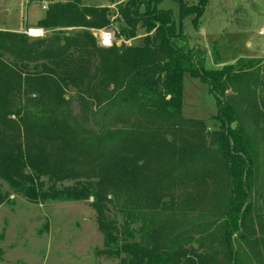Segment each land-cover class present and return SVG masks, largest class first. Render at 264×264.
I'll return each mask as SVG.
<instances>
[{
  "label": "trees",
  "instance_id": "1",
  "mask_svg": "<svg viewBox=\"0 0 264 264\" xmlns=\"http://www.w3.org/2000/svg\"><path fill=\"white\" fill-rule=\"evenodd\" d=\"M163 1L59 0L45 37L0 30V180L34 203L92 198L117 264H264V59L206 69L182 20L207 0H175L178 23ZM113 25L121 44L99 45ZM185 75L214 96V131L182 117Z\"/></svg>",
  "mask_w": 264,
  "mask_h": 264
},
{
  "label": "rangeland",
  "instance_id": "2",
  "mask_svg": "<svg viewBox=\"0 0 264 264\" xmlns=\"http://www.w3.org/2000/svg\"><path fill=\"white\" fill-rule=\"evenodd\" d=\"M59 0H0V30L25 33L35 28L44 17L49 3ZM127 0H81L84 6L106 7L115 12ZM187 5L195 2L184 0ZM46 7L45 9H43ZM157 8L171 11L178 23L179 4L164 0ZM115 25L91 30L98 43V31H110L116 39ZM182 28L189 48L204 52V67L220 69L241 59H264V0H207L205 12L197 28L192 17L182 20ZM42 31V32H41ZM143 32L127 45H140ZM100 45V43H99ZM74 95L73 91L69 93ZM217 114L216 101L209 88L197 79L185 75L181 115L184 119L202 121L209 132L216 129L212 118ZM260 158L264 173V143L260 144ZM65 183L64 186H71ZM0 264H117L99 253L104 250L103 236L98 230L92 198L87 201L30 202L15 193L0 180ZM264 211V187L256 200ZM121 223V216L107 213ZM140 225H134L138 229Z\"/></svg>",
  "mask_w": 264,
  "mask_h": 264
},
{
  "label": "built area",
  "instance_id": "3",
  "mask_svg": "<svg viewBox=\"0 0 264 264\" xmlns=\"http://www.w3.org/2000/svg\"><path fill=\"white\" fill-rule=\"evenodd\" d=\"M45 8L46 7H44L43 9H45ZM98 34H99V40H100L99 43H100L101 46H103V47H111L113 45L112 44L113 39H112V35H111L110 31H108V33H104V32L98 31ZM39 36H42V33L37 34V35H35V36L31 37V38L39 37Z\"/></svg>",
  "mask_w": 264,
  "mask_h": 264
},
{
  "label": "bare ground",
  "instance_id": "4",
  "mask_svg": "<svg viewBox=\"0 0 264 264\" xmlns=\"http://www.w3.org/2000/svg\"><path fill=\"white\" fill-rule=\"evenodd\" d=\"M29 34L32 35V36H35V35H37V34H40V32H39L38 30H33V29H32V30L29 31ZM105 38H106V37H105Z\"/></svg>",
  "mask_w": 264,
  "mask_h": 264
},
{
  "label": "water",
  "instance_id": "5",
  "mask_svg": "<svg viewBox=\"0 0 264 264\" xmlns=\"http://www.w3.org/2000/svg\"><path fill=\"white\" fill-rule=\"evenodd\" d=\"M34 41V38H30V42H33Z\"/></svg>",
  "mask_w": 264,
  "mask_h": 264
}]
</instances>
